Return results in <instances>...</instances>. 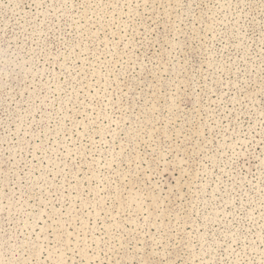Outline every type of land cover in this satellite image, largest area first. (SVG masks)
Segmentation results:
<instances>
[{
    "label": "rangeland",
    "instance_id": "obj_1",
    "mask_svg": "<svg viewBox=\"0 0 264 264\" xmlns=\"http://www.w3.org/2000/svg\"><path fill=\"white\" fill-rule=\"evenodd\" d=\"M0 264H264V0H0Z\"/></svg>",
    "mask_w": 264,
    "mask_h": 264
}]
</instances>
